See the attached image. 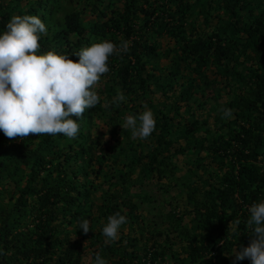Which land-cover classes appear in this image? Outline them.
Returning a JSON list of instances; mask_svg holds the SVG:
<instances>
[{"label":"trees","instance_id":"trees-1","mask_svg":"<svg viewBox=\"0 0 264 264\" xmlns=\"http://www.w3.org/2000/svg\"><path fill=\"white\" fill-rule=\"evenodd\" d=\"M13 15L45 23L41 54L75 62L100 40L129 49L109 57L101 101L83 113L76 138L0 132V264H83L84 241L91 264L96 254L107 264H234L233 251L250 241L248 208L264 199V0H0V31ZM118 92L125 100L110 103ZM145 106L155 131L133 139L120 124ZM99 125L109 136L101 143ZM163 180L187 208L170 211L161 233L133 200ZM116 212L139 238L105 240Z\"/></svg>","mask_w":264,"mask_h":264},{"label":"clouds","instance_id":"clouds-1","mask_svg":"<svg viewBox=\"0 0 264 264\" xmlns=\"http://www.w3.org/2000/svg\"><path fill=\"white\" fill-rule=\"evenodd\" d=\"M47 31L45 23L34 15H13L0 31V132L7 138H26L29 134L76 138L83 113L101 101L96 86L110 71L109 57L129 49L127 41L118 47L110 40H100L74 53L78 57L74 62L69 55L55 50L41 54L38 41ZM124 100V94L118 92L110 103ZM221 111L225 118L232 115L231 109ZM120 126L130 130L133 139L145 140L155 131L156 120L145 106L138 114H127ZM248 212L249 244L232 254L235 261L247 259L250 264H264V199L253 203ZM127 223L126 217L116 212L107 217L102 233L108 241H116ZM78 230L86 235L89 221H80ZM3 254L0 248V256ZM94 264L107 261L96 254Z\"/></svg>","mask_w":264,"mask_h":264},{"label":"rangeland","instance_id":"rangeland-1","mask_svg":"<svg viewBox=\"0 0 264 264\" xmlns=\"http://www.w3.org/2000/svg\"><path fill=\"white\" fill-rule=\"evenodd\" d=\"M90 17H85V20H89ZM210 105H207L206 109L209 108ZM212 122V119L210 120ZM94 132H92V136L94 138L98 137L99 142H103L104 140H109V136L107 135L106 128L102 125H99L97 128H94ZM178 163L180 166H183L181 170L177 173V176H181L184 173L185 166H187L186 161L187 159H183L182 157H179ZM97 183H100L101 180H97ZM166 183L165 180L160 182L157 186H154L153 184L146 185L142 188L141 197L138 199H135L133 201L137 202L138 204V211L137 213L140 214L142 217L147 220L148 224L151 226L154 224L155 228L158 230L157 232L163 233V231L167 228V220L166 215L174 210L176 213H184L185 209L187 208L185 197L180 193H177V189L174 188L169 193L165 194L160 187H162ZM143 193L148 195L149 197L146 199L148 201H141V198H144ZM96 196H99V193ZM97 198V197H96ZM145 199V198H144ZM95 204H100L99 200H95ZM183 223L186 224L189 222V217H184ZM139 224H142L140 222ZM70 229V228H69ZM128 236L130 238L136 237L139 238L138 233L134 234L133 232H130L128 226H122L118 239L114 242H118L121 238V236ZM148 234L145 233V237H147ZM175 236V235H172ZM105 240L107 238L105 237ZM126 239L123 240V243H126ZM151 243V242H150ZM83 264H91V258H90V252L94 250V248L89 249L88 243L86 241L83 242ZM170 264H173V259L169 260Z\"/></svg>","mask_w":264,"mask_h":264}]
</instances>
